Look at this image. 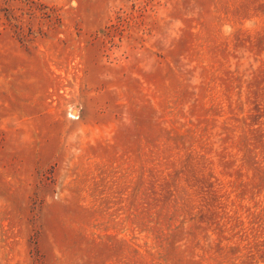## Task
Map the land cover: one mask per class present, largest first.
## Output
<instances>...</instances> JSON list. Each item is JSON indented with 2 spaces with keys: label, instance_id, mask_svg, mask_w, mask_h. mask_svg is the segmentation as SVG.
<instances>
[{
  "label": "rangeland",
  "instance_id": "1",
  "mask_svg": "<svg viewBox=\"0 0 264 264\" xmlns=\"http://www.w3.org/2000/svg\"><path fill=\"white\" fill-rule=\"evenodd\" d=\"M0 264H264V0H0Z\"/></svg>",
  "mask_w": 264,
  "mask_h": 264
}]
</instances>
